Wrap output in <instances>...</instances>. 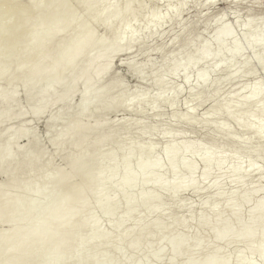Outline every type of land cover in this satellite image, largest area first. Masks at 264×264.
<instances>
[{
  "label": "clouds",
  "instance_id": "1",
  "mask_svg": "<svg viewBox=\"0 0 264 264\" xmlns=\"http://www.w3.org/2000/svg\"><path fill=\"white\" fill-rule=\"evenodd\" d=\"M161 3L157 28L187 0ZM153 15L144 0H0V264H237L241 244L264 264V167L232 212L198 227L149 217L137 235L120 215L156 183L143 141L162 131L145 74L158 62L119 66Z\"/></svg>",
  "mask_w": 264,
  "mask_h": 264
},
{
  "label": "bare ground",
  "instance_id": "2",
  "mask_svg": "<svg viewBox=\"0 0 264 264\" xmlns=\"http://www.w3.org/2000/svg\"><path fill=\"white\" fill-rule=\"evenodd\" d=\"M157 1L160 2L161 0ZM213 1L197 0L196 6L199 4L212 5L214 3ZM227 1L225 0L224 3ZM247 1L229 0V2L235 4ZM158 9L153 8L152 10L154 13L152 17L153 26L159 23ZM184 10L182 8L174 17L178 19ZM198 18L201 19L198 21ZM198 18L194 24L201 23L203 30H205L209 22V17L203 15V17ZM218 22L220 24L214 33H212L211 39L209 38L210 41H206L207 39L204 40L201 38V35L192 36L190 27H182L181 33L171 42L175 45L173 51H169L164 47H158L155 50L160 55V61L157 69L154 71L155 75L152 76L154 81H159L160 83L158 95L151 97L150 102L156 108L162 104L171 108H177L179 102L175 101V96L177 93L183 92H180L182 86L176 85L166 77L174 75L180 77L184 83H188L190 74L196 68L194 72L195 84L193 83L189 87L186 86L188 89L184 99L180 103L181 110L179 109L180 111H177L178 109H174L173 117H176L178 122L187 125L186 127L190 129H197L201 125V129L205 132V137L204 144L192 142L189 144V149L181 153V150L187 144V140L183 139L178 141L177 136L174 137L172 135L173 131L168 132L167 143L160 147L162 158L152 160V155L156 151L157 145L149 141L150 136L145 135L143 142L146 143V147L144 149L143 167L149 173L151 172L152 178L156 183L148 185L141 193L142 202L140 204L133 202L130 205H126L120 213L124 219H127L125 222L126 227L137 235L143 230L141 223L143 217L146 215L152 213L161 215L165 210L171 211V209L176 212H178L177 210L182 211V209L190 212L192 210L191 204L187 203L190 205H185L181 200L182 193L185 195L184 192L190 191L199 195L210 190L212 191L210 197L216 200L221 199L224 195V191L221 189L222 179H216L212 183L208 182L209 177L219 171H223L233 185L231 186L232 191L229 198L225 202L226 211L228 213L232 212L239 203V194L247 178L252 172L260 170L259 167H255L248 160L240 164L238 160L234 159V152L231 151L232 156L229 157V162L227 161L228 164L225 165L226 154L224 156L223 150L214 147L217 142L228 141L230 149L241 146L240 148L247 154H254L258 157L264 155V88L259 86L256 81L251 84L239 85L230 97L219 94L215 106L203 116L199 118L193 117L195 108L204 103L208 90L230 77L247 78L250 76L251 78L254 71L252 64L247 59L246 51L254 55L256 63L261 66L264 73V15L261 14L259 17L252 19L251 11L246 8L242 15L235 17V23L240 27V33L246 39L245 46H240L235 37L231 38L229 44L224 46L226 38L230 35V30L228 25L222 22V20L218 19ZM154 33V29H151L145 33V36L150 38ZM128 43L130 44L128 53L132 49H135L137 56L142 57V41L139 40V37L136 38L135 42L129 41ZM196 56L199 57V61L195 67H192L193 60ZM146 64L147 62L144 61L138 64L135 60H132L125 64V68L136 70L135 74L141 75L142 66ZM176 70L177 72L174 73ZM217 71L221 72V74L217 78H214L213 73ZM191 81H193L192 78ZM232 125L239 127L241 132L248 134L235 133L232 130ZM132 135L135 136L136 132ZM164 135L166 134H162V136ZM178 138L182 139L183 136L182 138L178 136ZM193 159L204 164L203 181L196 190H194L195 181L193 177L196 168ZM181 169L185 170L189 177L187 179L177 177L172 183L168 184L167 175L176 174ZM166 188L171 197L167 204L164 202L161 203L154 195V193H159L161 190H166ZM214 201L212 198H207L199 205V216L197 217L199 222L201 220L206 221L209 218L207 211L215 207ZM165 205L168 206L166 207ZM259 207V200L257 198L256 203L253 205L255 210L253 220L259 215ZM175 211L173 213L171 212L172 214L166 219L179 221L180 217L178 213L181 211L178 213ZM248 232L250 234L252 233L251 227L248 228ZM173 236L177 242H182L183 236L178 237L174 234ZM254 243L256 245L259 244L258 236L255 238ZM255 251H258V247L253 249L244 244L241 250H235L233 257L240 258L239 264H248L251 255Z\"/></svg>",
  "mask_w": 264,
  "mask_h": 264
},
{
  "label": "rangeland",
  "instance_id": "3",
  "mask_svg": "<svg viewBox=\"0 0 264 264\" xmlns=\"http://www.w3.org/2000/svg\"><path fill=\"white\" fill-rule=\"evenodd\" d=\"M224 1L225 0H214L213 1L214 3L212 5H201V4H199L196 6L197 0H187V5H186V7H184L185 10L180 15V17L178 19L175 17H172L170 20L164 21L163 26L159 27V28L155 27V25H154L152 29H154L155 33L153 36H150V38L146 37V36L144 38H147V39L139 37V40L142 41V57L137 56V54H136L137 52L135 51V49L134 50L132 49V51L131 52L129 51L130 53H128L129 61L131 62L132 60H135L138 64H141L143 61L147 62V64H149L150 62H158V65H159L160 55L155 50L158 47H160V48L164 47L169 51H173L175 49V45L171 42L174 38H176L179 35V33H181L182 27H190L192 30V32H191L192 36L201 35V38H203L204 40L207 39L206 41H208V40L210 41V39L213 35L212 33H214V31L218 28V26L220 24L218 22V19H220V20H222V22L226 23L228 25L229 30H230V35H229V37L226 38V40L224 42V46L229 44L230 39L233 37L236 38V40L240 46H245V40L246 39L240 33V27H238V25L235 23V17L242 15V13L244 12V9L247 8L251 11L252 19L257 18L261 14L264 15V5H261L259 0H251V1L248 0L247 2L238 3V4L231 3V2H229V0L226 3H224ZM144 2L147 4L148 9L151 11L153 10V8H157V9L159 8L158 10H160V8L164 7V5L161 3V1L159 2L157 0H144ZM203 15H205L206 17H209V22H208V25H207L205 30H203V25L201 23H195L194 24L195 20H197L198 17H203ZM200 19L201 18H198V21ZM135 27L136 26L133 25V28H135ZM135 54H136V56H135ZM246 56H247L248 61L253 66V71H254L253 75L254 76L253 75L252 76L254 78L252 76H251V78H250V76L247 78H240V77L234 76V77H230V78L226 79L225 81L219 83L217 86L211 88L210 90H208L206 92L204 103L195 108V110L193 112L194 118H199V117L203 116L213 106H215L217 104L216 100H217L219 94H223L226 97H230L239 85L251 84L252 82L256 81L259 86L264 88V75H262L263 70H262L261 66L256 63L255 57L253 54L246 51ZM137 58H138V60H137ZM198 61H199V57L196 56L195 59L193 60L192 67H195V65L198 63ZM119 66L123 67L126 73L131 72V73L135 74L136 70H132L130 68H125L124 63H120ZM156 69H153L152 71L154 72ZM195 71H196V68L190 74V79H189L188 83H184L180 77H177L174 75H169L168 77L165 76L169 81L174 82L176 85L182 86V88L180 87L181 88L180 92L183 91L182 92L183 94L177 93L175 96V98H176L175 101L179 102L177 108H175V107L171 108L167 105L162 104L159 107H157L156 111H154V112H152V110L149 109V111L152 112V119H151L152 125H154V126L159 125V127L162 129V131L159 135L153 134V136L149 137L150 138L149 141H151L157 145V149L152 155V160L162 158V153H161L160 147L164 146L167 143V133L171 132V131H173V132L191 131L192 132L191 135L183 136V138H182V136H179L182 139H179L177 136L178 141H181L183 139L187 140L186 141L187 144L183 147V149L181 150V153L187 151L189 149V144L192 142H200V143L204 144L205 132L203 129H201V125H199V127L197 129H190V128L186 127L187 125H185L181 122H177L174 124L169 123L173 118L174 109H178L177 111L181 110V104L180 103L184 99L189 85L191 86V85H193V83L195 84V77H194ZM176 72H177V70L174 71V73H176ZM220 74H221V72L217 71L216 73H213V77L217 78ZM147 75L152 76V72H147ZM191 78L193 81H191ZM152 79H153V76H152ZM159 83H160L159 81L153 80L152 89H151V92L149 93V95L151 97H156L158 95ZM186 86H188V87L186 88ZM220 116H222V114H220ZM158 117H162V119H158ZM166 125H168V126H166ZM231 127L235 133L248 134V133L241 132L240 128L235 126V125H232ZM135 132H136V130L132 129V134ZM162 134H166V135L162 136ZM164 137H166V138H164ZM163 140H165V141H163ZM214 147L223 150L224 156L226 154V156H225V163L226 164L225 165L228 164L229 159H230L229 157L232 156V153H230V151H231V152H234L233 153V155H235L234 159L238 160L240 162V164L245 163V161L248 160V161H251V163L255 167H259V168L264 167V163L261 162L260 157L254 155V154H247L246 152H244L240 148L241 146H239L238 148L230 149V147L228 146V141H222V142H217ZM228 149H229V151H228ZM193 162L195 163V168H196L195 173L193 175L194 181H195L194 190H196L203 181L204 164L202 162L196 160V159H193ZM223 174H224L223 171L222 172L219 171V172L212 174L208 179L209 183L216 181V179H220V180L222 179L221 180L222 181L221 189H223L222 191H224L223 192L224 195L221 199L216 200L215 198L210 197L212 195V191H210V190H207V192L205 191L203 194H199V195H197L193 192H190V191L184 192L185 195H183V193H182L181 200H182V203L185 205L191 204L190 206H192V210L190 212H186L185 210L182 209V211L177 210L178 212L181 211L178 213L175 210L171 209V211L165 210L164 213H162L161 215L152 213V214H149V215H146L145 217H143V220L141 223L142 228L144 229V226L147 223L149 217L153 221H156L158 218H159V220H162V219H166L167 217H169L174 211L176 213H178V215L180 217L179 221L181 223L188 222V224L191 225L195 221L196 226L198 227L199 221H198L197 217L199 216V207H200L199 205H201L202 202L205 201V199H207V198H212L215 200L214 201L215 207H213L207 211L208 217H215L217 215H220L221 212H222V214L228 213L225 209V202L229 198V195L232 191L231 186H233V185H232L230 179L225 174L223 176ZM259 176H260V170L254 171V172H252V174H250V176L247 178L242 190L240 191L239 198L242 197L243 190L245 189V187L246 186L250 187L252 184L256 183ZM177 177H183V178L187 179L189 177V175L187 174V172L185 170L181 169V170L177 171L176 174H168L167 175V183L168 184L172 183ZM255 178H256V180H255ZM161 191L167 193L165 199L163 200V202L167 204L168 201L171 199V197L169 196L168 190L166 188V190H161ZM187 203H190V204H187ZM126 220L127 219H124L125 222H126ZM251 230L253 231L252 227H251ZM174 235L178 236V237H182V236L186 235V233L184 232V229H180L179 232L174 233ZM243 245L244 244L237 246L236 249L241 250L243 248ZM233 259L237 261V264H239V262H240L239 257H233ZM252 259H258V251H255L251 255L249 261Z\"/></svg>",
  "mask_w": 264,
  "mask_h": 264
}]
</instances>
